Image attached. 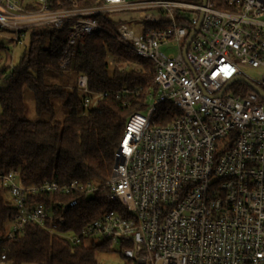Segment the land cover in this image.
Returning a JSON list of instances; mask_svg holds the SVG:
<instances>
[{
	"label": "built area",
	"instance_id": "obj_1",
	"mask_svg": "<svg viewBox=\"0 0 264 264\" xmlns=\"http://www.w3.org/2000/svg\"><path fill=\"white\" fill-rule=\"evenodd\" d=\"M197 1L0 0L5 51L51 28L62 33L65 68L77 43L104 34L149 61L156 86L127 117L103 185L24 186L13 171L0 173L13 210L0 264L4 243L29 225L69 247L106 243L124 264H264V100L255 91L264 93V0ZM76 89L84 112L107 97L84 74ZM137 92L122 88L115 98L125 105ZM163 103L179 114L153 122ZM96 195L114 209L76 232L59 229L80 199Z\"/></svg>",
	"mask_w": 264,
	"mask_h": 264
},
{
	"label": "trees",
	"instance_id": "obj_2",
	"mask_svg": "<svg viewBox=\"0 0 264 264\" xmlns=\"http://www.w3.org/2000/svg\"><path fill=\"white\" fill-rule=\"evenodd\" d=\"M23 47L19 61L11 66L0 42V173L13 171L24 186L46 180L103 185L127 117L143 110L147 94L156 93L153 65L99 33L76 44L65 68L61 67L64 41L60 31L35 29ZM81 74L87 76L92 92L107 93L85 112L76 89ZM122 88L138 89L123 99L125 105L115 98ZM26 93L34 102L35 120L25 117ZM155 114L153 122L165 124L179 110L163 103ZM4 193L0 186V239L13 215L5 205ZM111 209L114 206L101 195L82 198L67 215L68 226L59 229L76 232ZM4 247L5 264H97V252H110L106 243L69 247L33 225Z\"/></svg>",
	"mask_w": 264,
	"mask_h": 264
},
{
	"label": "rangeland",
	"instance_id": "obj_3",
	"mask_svg": "<svg viewBox=\"0 0 264 264\" xmlns=\"http://www.w3.org/2000/svg\"><path fill=\"white\" fill-rule=\"evenodd\" d=\"M184 2H189V3H199V1L197 0H182ZM114 19H121L123 18L122 15H113L112 16ZM5 49H8V51H4V53L6 52L7 54H9L10 56V65L13 66L15 65L18 61L19 58L21 56L22 51L24 50V47L21 45H15L13 46L10 43H5ZM3 53V52H2ZM1 53V54H2ZM1 58V56H0ZM246 73L249 77L253 78L254 80H258L260 78L261 72L260 71H256V70H246ZM25 103H26V113H25V117L29 120H35L36 116H35V112H34V102L31 99V95L29 96V94L26 93L25 95ZM60 109H58L56 111V116L58 115ZM0 112H1V106H0ZM4 202H6V196L3 197ZM95 259L97 264H124L125 261L122 259V257L114 251L111 252H97L95 254Z\"/></svg>",
	"mask_w": 264,
	"mask_h": 264
},
{
	"label": "water",
	"instance_id": "obj_4",
	"mask_svg": "<svg viewBox=\"0 0 264 264\" xmlns=\"http://www.w3.org/2000/svg\"><path fill=\"white\" fill-rule=\"evenodd\" d=\"M235 80H240V79H235ZM241 80L244 81L243 79H241ZM233 81H234V79L231 80V81H229L225 87L229 86ZM244 82H245V81H244ZM245 83H246L248 86L251 87L250 83H248V82H245ZM255 91H256L257 94H258V95L264 100V93H263L262 91L258 90V89H255Z\"/></svg>",
	"mask_w": 264,
	"mask_h": 264
}]
</instances>
